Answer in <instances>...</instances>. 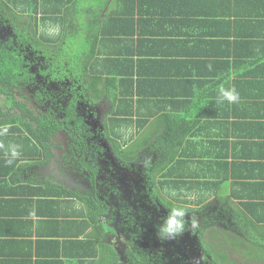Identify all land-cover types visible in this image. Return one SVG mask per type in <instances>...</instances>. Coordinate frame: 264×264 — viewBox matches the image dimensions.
Returning <instances> with one entry per match:
<instances>
[{"label": "crops", "instance_id": "1", "mask_svg": "<svg viewBox=\"0 0 264 264\" xmlns=\"http://www.w3.org/2000/svg\"><path fill=\"white\" fill-rule=\"evenodd\" d=\"M139 1L142 13L134 15L120 12L123 0H17L20 4L14 9L24 16L20 25L33 32L37 24L43 30L59 25L80 31L88 23L97 31L93 19L98 15L103 30L124 29L123 42L113 40L104 46L109 53L98 54L103 66L95 70L105 78L113 74L117 96H128L126 102L119 99V110L130 112L128 123L115 133L121 136L112 138L128 145L140 143L138 153L148 174L155 162L163 165L153 171L157 180L166 173L174 175L170 179L182 176L178 180L199 182L191 189L180 183V191L196 200L194 206L204 192L205 202L224 198L227 204L235 190L234 178L241 184L244 173L253 175L247 163L257 162L251 169H260L264 99L242 93L238 103H218L215 82L229 87L228 82L249 77L253 88L264 86L262 76L254 73L259 65L264 72V0ZM30 2L37 8L38 21L30 19ZM109 117L104 120L111 124ZM248 122L255 130L243 127ZM13 143L21 146L14 138L0 136V264H100V253L88 257L89 249L105 250L98 240L94 245L85 240L94 230L95 217L78 198L81 192L59 180L63 174L54 175V165L38 153L21 148V157L8 165L5 151ZM152 143L159 146L154 154L148 146ZM38 146L37 142L35 151ZM163 146L167 152L174 149L176 160L163 161ZM146 162L153 164L151 168ZM195 185L209 189L203 192ZM222 188L226 195L213 199ZM111 233L104 240L115 251Z\"/></svg>", "mask_w": 264, "mask_h": 264}, {"label": "flooded vegetation", "instance_id": "2", "mask_svg": "<svg viewBox=\"0 0 264 264\" xmlns=\"http://www.w3.org/2000/svg\"><path fill=\"white\" fill-rule=\"evenodd\" d=\"M5 14L6 11L0 10V43L18 50L28 43L19 38L34 32L26 31L24 26L14 31L11 17ZM25 58L27 71L18 73L11 89L1 93L4 111L14 106L19 118H24V111L29 110L37 119L47 120L44 122L47 129L52 126L48 141L50 156L41 153V160L54 165L53 174L61 172L59 180L71 188L84 195H100L112 204V218L108 214L109 219H103L113 228L110 237L113 236L121 257L138 246L146 252L151 264H219L207 247L208 243L221 241L213 227H208L215 211H207L208 208L186 211L185 233L175 239L161 238L158 229L173 208L163 198L170 202L172 199L150 182L142 159L140 164L123 159L111 147L103 127L111 112L110 102L93 98L94 93L88 91L71 67L67 69L64 65L61 77L62 72H49L39 56L26 53ZM40 146V152H44L45 147ZM215 247L222 250L219 244ZM231 253L227 248V255Z\"/></svg>", "mask_w": 264, "mask_h": 264}, {"label": "trees", "instance_id": "3", "mask_svg": "<svg viewBox=\"0 0 264 264\" xmlns=\"http://www.w3.org/2000/svg\"><path fill=\"white\" fill-rule=\"evenodd\" d=\"M26 2L28 3V1ZM139 2V0H123L124 6L122 8L125 9L121 8L120 12H123V14L128 13V15L142 13V9L138 6L140 4ZM19 4L20 3H18L17 0H0V10L6 11L5 16L7 18L11 17V27L14 31H18L17 28L21 27L20 21L22 22L24 19V16L14 9V7H18ZM29 6L30 14L32 13L30 19L37 20V12L35 13L37 8L34 2H30ZM95 17L96 18L93 19V21H95V26L98 23L96 26L97 31H94L95 27L88 23V25L85 24V26H83L84 30L75 31L70 30L69 28H60L58 35L49 36L40 26L38 28L37 24L33 35L28 36L26 34L23 39L19 38L20 41L28 42L24 44V47L14 50L6 48L0 43V100L2 98L1 93L11 89V85L15 82L14 80L16 75L20 72L27 71V67L23 63L27 61L25 58L26 53L28 55L33 53V57L39 56V58L44 61L43 66L49 68V72H54L55 74L62 72L61 77L65 73V66L67 69L71 67L74 74H79L82 81L85 82L88 91L91 92V94L94 93L93 98L96 97L98 99H105L110 102V106H115V110L111 109L109 117V120L112 121V123L105 124L106 137L109 141L115 142L114 148L120 155H122L123 159L131 160L136 164H140L142 163V160L140 159L141 156L138 153L141 148L140 143L135 142L128 145L127 141L119 143L112 138V135L121 136L120 133H115L119 129L121 130L123 124L126 125L128 123V115H130V112L127 110H119L121 105L120 100L122 102H126L128 101L126 99L128 96L121 95L120 98L117 96V84H115V87L112 86V81L116 79L115 76H112L113 74L109 73V76L104 78L102 73L99 75L95 73V70L98 67V60H100L99 66H103V61L101 60L103 58H99L98 54L110 52V50L107 48L105 49L104 46H108V44L113 40L116 42H123L126 32L124 29H120L118 31L113 29L103 30L98 22L101 15ZM45 18H43L42 24L45 23ZM25 30L28 31L29 28L25 27ZM132 34L135 35L134 32H132ZM79 36H82L84 46L79 50L81 54L80 57H76L72 54L74 53L72 52L74 47L72 43L76 42V38ZM67 43H71V45L67 46ZM100 45L102 47H100ZM259 66L255 68L254 73L256 75H261L264 79V72H260ZM231 72H227V74L229 75ZM242 73L248 76L250 75L247 71H243ZM123 79L125 82L128 81L126 76L123 77ZM122 83L124 82L119 81V84ZM215 83L219 86L221 84V82ZM262 84H264V80L262 81ZM228 85L229 87L234 86L240 95L244 93V97H255L258 100L264 99V86L253 88L249 77H238L234 80L232 85L229 82ZM213 87H215L214 82ZM248 90H250V92L247 93ZM255 91H257V95L254 93ZM5 107V104L0 102V128L4 126L8 127L9 131L6 134V137L8 139L14 138V140H18L25 153L31 155L33 154L35 156L37 153L40 155L41 153H44L46 154L45 157L48 158L50 156L48 141L50 135L53 133V129L52 126H49L47 129V123H44L47 120L37 119V117H34L29 110L24 111V118H19L18 113L15 112L17 109H15L14 106L11 107V110L7 111H4ZM29 117L34 118L35 120H31ZM242 125H244L243 127L251 125L252 131L255 130V124L252 122H248L247 124L242 123ZM37 142L39 143V146L35 151ZM40 145L45 147L44 152H40V147L42 148ZM124 145L126 146L124 147ZM148 146L150 152H153L151 154H154V152L159 148V146L156 144L154 145V143L149 144ZM160 151L162 154H165L163 155V161L167 162L169 158L173 159V161L176 160L174 149H172L173 152H167L165 146H163L160 148ZM256 163H247V166L250 170H252L253 175L244 173L241 184L235 180L232 176V172L230 171V175L234 178L232 183V187L235 189L232 193L233 195L230 198H227V204H225V202L219 203L218 201L213 200L208 201L211 204V207L204 204L205 200L208 199L203 195L205 193L204 191L209 189V186L202 187L200 185H195L197 188L200 187L204 193L201 195L203 197L199 200V203L203 204L193 207L196 200H193L191 196L189 197L187 192L180 191L179 188L180 183H185L184 187L186 189H191L196 180H193V178L187 181L178 180L182 179V176L170 179L174 175L169 177L166 173L160 180H157L155 176H152L153 171L159 172L160 168L163 166L159 162H155L156 166L154 168L152 166L153 170L149 173V179L153 185L160 187L164 190L167 197L172 199L170 202L168 198H163V200L168 203V206L183 207L187 212H193V210L199 208H201L200 210L208 208L207 211H215V213L212 214L213 216L224 215L227 217V231L219 227L222 223L209 222V224L213 223L212 227L214 229V233H216L217 239L220 240L218 235L223 233L220 232V230L226 232L228 250L233 249L241 258L240 260H236L231 256V254H229L227 255L226 264H264V155L262 156V161L259 162L260 169L257 168L256 165L255 170L251 169V167ZM145 165L147 168H151V165L153 164L146 162ZM204 182L208 183L207 181ZM167 183H169V185L166 186ZM196 183L199 182L196 181ZM91 195V193L89 195L77 193L78 198L87 203L89 210L92 211L95 217L94 230L86 237L85 240L92 245H94V242L98 240V246H102L105 251L99 247L94 250L89 249L90 252H88V257H91V254L98 255L100 253L102 255V259H100L99 262L100 264H151L146 252L141 250L138 246L130 248L128 252L125 251V255L121 257L120 253L116 256L113 248L106 245L107 243L104 240L105 235L108 231L113 230V228L106 224L104 219H109L107 217L108 214L112 218L113 215L110 210L113 206L110 202H107L105 198H101L100 195ZM221 199L224 200V198ZM222 256L226 257L224 254L220 256L214 255L217 263L225 264L220 261ZM94 263L98 262L95 261Z\"/></svg>", "mask_w": 264, "mask_h": 264}, {"label": "clouds", "instance_id": "4", "mask_svg": "<svg viewBox=\"0 0 264 264\" xmlns=\"http://www.w3.org/2000/svg\"><path fill=\"white\" fill-rule=\"evenodd\" d=\"M46 34L49 36H55L59 34L60 26H50L46 30ZM210 67V66H209ZM240 100V93L233 87H225L223 84L219 86L217 101L218 103L235 104ZM106 124V121H105ZM105 129V125H104ZM9 129L7 126L0 128V136L6 135ZM122 135V133H120ZM113 136V135H112ZM2 147V145H0ZM5 156L8 157L6 163L12 165L21 157V146L18 144H9L5 151ZM186 209L183 207H173L169 210L167 217L158 229V234L163 239H175L182 236L186 229ZM195 222L192 223V227H195ZM116 247V246H115ZM117 248V247H116ZM118 250V248H117ZM119 253V252H118Z\"/></svg>", "mask_w": 264, "mask_h": 264}, {"label": "rangeland", "instance_id": "5", "mask_svg": "<svg viewBox=\"0 0 264 264\" xmlns=\"http://www.w3.org/2000/svg\"><path fill=\"white\" fill-rule=\"evenodd\" d=\"M69 38H71V37H69ZM76 39H77V41L74 42V43H72L74 45L73 50H72V52H74V53H72V54H73V56L80 57L81 54H80V51L79 50H80V48H82L84 46V44L82 42V36L81 37L79 36ZM66 45L67 46L68 45H71V43H67ZM99 61L100 60L97 61L98 65H99ZM227 187H228V185H227ZM220 194H225L226 195V191H225L224 188H222L221 190H219L218 193L216 194L217 196H214L213 199L219 198L218 196ZM214 201H218L219 203H224L225 202V200H222L220 198L219 199H215ZM204 204L207 205L208 207H211V204L210 203L204 202ZM210 221L213 222V223L214 222H220V223H222L219 227L222 228L223 230H226L227 231V217L226 216H224V215L223 216H215L214 218H212L211 220H209V222ZM208 227L210 229H212V224H209ZM223 230H220V232H223V233H221L220 235H218L219 238H220V240H221V241L218 242V244L220 245V249H222L223 251L222 250H218L215 247L216 245H218L217 243H208L207 244V247H208V250L210 251V253H212L214 255H219L220 256V255L224 254L226 257L222 256L221 259H220V261H222V262H224L226 264V262H227V234ZM212 236H214V235H212ZM216 250H218V251H216ZM115 251H117V250L115 249ZM231 251H232L231 256L234 259H236V260H240L241 259L240 256L238 254H236V252L233 249H231ZM107 264H109V263H107ZM253 264H255V263H253Z\"/></svg>", "mask_w": 264, "mask_h": 264}, {"label": "water", "instance_id": "6", "mask_svg": "<svg viewBox=\"0 0 264 264\" xmlns=\"http://www.w3.org/2000/svg\"><path fill=\"white\" fill-rule=\"evenodd\" d=\"M104 127V126H103Z\"/></svg>", "mask_w": 264, "mask_h": 264}]
</instances>
